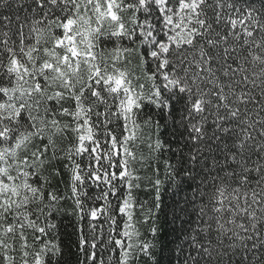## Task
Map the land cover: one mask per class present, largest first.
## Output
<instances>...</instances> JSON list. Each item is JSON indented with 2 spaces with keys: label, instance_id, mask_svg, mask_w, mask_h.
Listing matches in <instances>:
<instances>
[{
  "label": "snow or ice",
  "instance_id": "6c2138e0",
  "mask_svg": "<svg viewBox=\"0 0 264 264\" xmlns=\"http://www.w3.org/2000/svg\"><path fill=\"white\" fill-rule=\"evenodd\" d=\"M168 190V264H264V0H0V264H62L69 200L79 264H162Z\"/></svg>",
  "mask_w": 264,
  "mask_h": 264
},
{
  "label": "trees",
  "instance_id": "16d2710c",
  "mask_svg": "<svg viewBox=\"0 0 264 264\" xmlns=\"http://www.w3.org/2000/svg\"><path fill=\"white\" fill-rule=\"evenodd\" d=\"M155 119H159V117H154ZM143 153L145 157H149L147 146L145 145L143 148ZM178 157L174 155L173 152L165 151L157 161L155 159V154H152L148 160H146L144 166L140 168V171L137 173L142 179L141 183L143 185L141 190H137L134 195L136 196L138 201L145 202L146 206H150L152 203L153 195L151 184L149 183V178L154 179L156 176V169L159 167V175L161 179H164V164L165 161H170L175 164L177 162ZM149 164L151 166L149 167ZM179 179V177L177 178ZM66 180V177H65ZM167 186V185H166ZM59 189L61 193L66 191L65 183L59 184ZM191 192L178 191L173 192L172 190H168L163 193V212L159 213L156 218V226L158 227V240L156 242V257L162 258V264H168V260L173 257V254L176 252L177 245L183 242V236L178 231L180 228V221L177 220L173 223V215L172 208L175 201H183L185 197H190ZM66 211L57 217L58 223V232H59V240L62 243V248L64 255L62 257V264H79V261L83 259V256L77 249L76 241L78 238V234L75 232V218L71 215V201H67L65 203ZM139 211V209H137ZM85 233H87V222L84 224ZM148 226H141V232L146 233ZM174 229L176 231H174ZM147 239L151 241V235H147ZM161 249H163V253L161 254ZM107 254L104 255V259L107 260ZM143 264V262H141ZM173 264H177V262L173 259Z\"/></svg>",
  "mask_w": 264,
  "mask_h": 264
}]
</instances>
